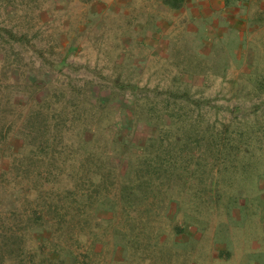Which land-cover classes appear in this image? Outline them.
<instances>
[{
	"label": "rangeland",
	"instance_id": "obj_1",
	"mask_svg": "<svg viewBox=\"0 0 264 264\" xmlns=\"http://www.w3.org/2000/svg\"><path fill=\"white\" fill-rule=\"evenodd\" d=\"M0 86V264L254 259L264 0H0Z\"/></svg>",
	"mask_w": 264,
	"mask_h": 264
},
{
	"label": "crops",
	"instance_id": "obj_2",
	"mask_svg": "<svg viewBox=\"0 0 264 264\" xmlns=\"http://www.w3.org/2000/svg\"><path fill=\"white\" fill-rule=\"evenodd\" d=\"M254 1L257 2V0H254ZM252 228L253 229H260L261 227L256 226V225L255 226L252 225ZM258 232H260V231H258ZM255 236H256L255 238H251L246 243L242 244L243 247L249 248V253L251 255H254L253 260L251 259L250 261H248L244 264H264V233H262V232H260V234L255 233ZM242 240L246 241V237L243 236ZM228 248H230V247H228ZM233 257H234V255H231V257L229 259H226L223 262H225V264H234V261H233L234 258ZM218 263H220V262H218Z\"/></svg>",
	"mask_w": 264,
	"mask_h": 264
},
{
	"label": "trees",
	"instance_id": "obj_3",
	"mask_svg": "<svg viewBox=\"0 0 264 264\" xmlns=\"http://www.w3.org/2000/svg\"><path fill=\"white\" fill-rule=\"evenodd\" d=\"M1 91H2V87L0 86V96H1ZM0 103H1V100H0ZM1 109H2L3 112H5V108L4 107L2 108L1 104H0V111H1ZM5 126L6 125L4 124V115H2L0 113V137L3 136L6 133V132H4Z\"/></svg>",
	"mask_w": 264,
	"mask_h": 264
}]
</instances>
